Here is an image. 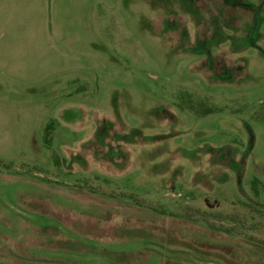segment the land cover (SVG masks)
Segmentation results:
<instances>
[{"label": "rangeland", "instance_id": "rangeland-1", "mask_svg": "<svg viewBox=\"0 0 264 264\" xmlns=\"http://www.w3.org/2000/svg\"><path fill=\"white\" fill-rule=\"evenodd\" d=\"M0 264H264V0H0Z\"/></svg>", "mask_w": 264, "mask_h": 264}]
</instances>
